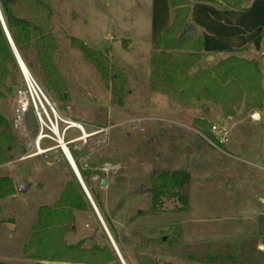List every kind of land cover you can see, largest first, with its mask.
<instances>
[{
  "label": "rangeland",
  "instance_id": "obj_1",
  "mask_svg": "<svg viewBox=\"0 0 264 264\" xmlns=\"http://www.w3.org/2000/svg\"><path fill=\"white\" fill-rule=\"evenodd\" d=\"M196 1L181 6L188 14L187 23L190 4ZM219 1L215 3L230 5ZM48 3L52 11L48 24L55 43L52 60L64 86V98L43 76L33 77L58 117L80 123L86 130L88 135L83 137L82 129H66L68 124L59 119V132L68 147L80 153V163L100 172L92 175V184L121 240L126 263L139 264L138 245L139 251L173 264H264V39L254 42L256 47L243 45L247 49L238 52L258 60L260 89L236 95L230 112L214 100L191 97L183 103L152 89L154 43L175 11L169 10L167 0ZM262 9L253 23H264ZM73 39L104 51L124 71L123 104L113 99L111 82L102 78ZM191 47L188 43L184 48ZM230 50L202 48L201 59L189 76L212 68ZM25 86L20 67L6 79L0 76V152L5 157L0 162V177L10 176L15 186H28L2 201L0 262L7 264H37L24 253V245L38 211L41 206H54L66 184L76 179L62 149L55 147L56 135L48 118L42 115L46 125L41 123L32 108L18 115L17 92ZM231 92L237 94L236 88ZM254 113L259 118L253 119ZM41 131L47 136L37 144ZM173 169L191 173L188 207L179 210L168 202L164 211L155 212L152 176ZM141 186L147 192L142 193ZM73 213L68 244L82 241L84 248H90L95 241L110 246L102 237L95 239L104 228L94 210L74 209ZM127 236L138 241H125Z\"/></svg>",
  "mask_w": 264,
  "mask_h": 264
},
{
  "label": "trees",
  "instance_id": "obj_2",
  "mask_svg": "<svg viewBox=\"0 0 264 264\" xmlns=\"http://www.w3.org/2000/svg\"><path fill=\"white\" fill-rule=\"evenodd\" d=\"M187 1L168 0L169 6L175 11L171 21L154 43L155 50L151 59V87L183 103H187L191 97L203 98L219 102L233 112L236 95L260 89L259 62L256 59H247L238 55V52L247 49V46L234 48L230 50L232 52L230 55L220 59L212 68H206L190 77L189 72L201 59L203 40L201 36L181 37L182 29L188 22V14L184 13L181 6ZM208 1L215 3L219 0ZM222 1L236 6L246 0ZM0 10L27 69L32 75L43 76L49 87L64 98V86L52 60L55 43L48 24L52 14L48 0H0ZM73 42L81 46L84 56L96 64L102 78L108 83L111 82L113 99L123 104V92L127 82L124 71L113 65L104 51L90 48L75 39ZM188 43L192 44L190 50L184 48ZM14 70L19 71V65L0 19V76L6 79ZM233 87L236 88L237 94L231 92ZM201 123L206 124V120H202ZM4 158L0 152V162ZM75 161L125 259L121 240L92 184V175L100 174V172L91 171L82 163ZM191 178V173L186 169L154 173L151 188L152 209L155 212H162L168 202H172L176 209H187ZM15 192L16 186L13 179L10 176H1L0 213L2 201ZM74 209L94 210L77 178L66 184L54 206L40 207L29 241L24 245V253L36 260L37 264H122L104 229L100 230L101 239L107 240L110 246L102 247L94 241L90 248H84L82 241L75 245L66 242L67 232L74 229ZM124 240L127 241L125 238ZM135 249L139 264H173L139 251L138 245H135ZM0 264L7 263L0 262Z\"/></svg>",
  "mask_w": 264,
  "mask_h": 264
},
{
  "label": "crops",
  "instance_id": "obj_3",
  "mask_svg": "<svg viewBox=\"0 0 264 264\" xmlns=\"http://www.w3.org/2000/svg\"><path fill=\"white\" fill-rule=\"evenodd\" d=\"M167 7L170 10L168 0ZM189 8V22L203 38L204 51L221 52L246 44L256 47L254 42L258 43L264 39V23H253V17L260 14L264 8V0H246L236 6H223L208 0H199L190 4ZM167 25L168 23L162 25L163 30ZM55 147L62 148L58 142ZM70 151L80 163V153L74 149Z\"/></svg>",
  "mask_w": 264,
  "mask_h": 264
},
{
  "label": "water",
  "instance_id": "obj_4",
  "mask_svg": "<svg viewBox=\"0 0 264 264\" xmlns=\"http://www.w3.org/2000/svg\"><path fill=\"white\" fill-rule=\"evenodd\" d=\"M0 19H1V22H2L4 30H5V33H6L7 37H8L9 43H10V45L12 47L13 53L15 55L16 61H17L18 65H19L20 69L22 71H24V72L28 71V69H25L26 65H25V63H24L19 51L17 50V48H16V46H15L13 40H12V37H11L9 31H8V28H7L6 23H5L4 19H3L1 10H0ZM196 36H197V32H196L195 28L190 23H186L184 28H183V31L181 33V37L195 38ZM252 118L253 119H257V118H259V115L257 113H254L252 115ZM82 133H84V131H82ZM55 135H56V141L58 142L59 146L60 147L66 146V144H67L66 141L61 136L58 135L57 130L55 131ZM61 149L63 150V148H61ZM67 151H68V153L65 154V155H66L69 163H71L72 170H73L77 180L79 181L81 187L83 188L86 196L88 197V199H89V201H90V203H91V205H92L97 217L99 218V220H100V222H101V224H102V226L104 228V231L107 234L108 239L111 242V244H112V246H113V248H114V250H115V252H116V254H117L118 258H119V260L121 261L122 264H127L125 259H124V257H123V255H122V253H121V251H120V249H119V247H118V245H117V243H116V241L114 240L111 232L109 231V229H108V227L106 225V222L103 219V217H102V215H101L96 203L94 202L88 187L86 186V184L84 182V179H83V177L81 175V172H80V170H79V168L77 166V163H76L74 157L72 156V153H71L69 147H67ZM105 184H106L105 179H102L101 180V186H104ZM27 187L28 186L24 185V184H17L16 185V189L18 191H25L27 189ZM147 190L148 189L145 186H141V188H140V191L142 193L147 192ZM101 237H102V234H101V232L99 230V231H97V233L95 235V239L98 240ZM125 239L128 240V241H132L133 243H136L138 241V238L134 237V236H127V237H125Z\"/></svg>",
  "mask_w": 264,
  "mask_h": 264
},
{
  "label": "built area",
  "instance_id": "obj_5",
  "mask_svg": "<svg viewBox=\"0 0 264 264\" xmlns=\"http://www.w3.org/2000/svg\"><path fill=\"white\" fill-rule=\"evenodd\" d=\"M264 54V52H263ZM25 84L26 86L24 88H21L17 92V113L19 116H23L25 113H27L31 108L34 110L35 114L41 121V123L45 124V121L42 117V115H45L49 122L50 125L49 128L51 131L54 133V124L58 126L59 119L63 120L62 118L58 117L57 112L54 108V106L50 103L48 100L47 96L44 94L42 89L40 88L38 82L35 80L33 75L30 73V71H22ZM47 107L52 111L54 114L55 122L50 118L48 112H47ZM66 123L68 122L67 120H63ZM68 126L66 129L70 128V123H67ZM214 129H216V126H213ZM58 132V129H57ZM58 135L61 136L60 132H58ZM63 138V136H61ZM64 139V138H63Z\"/></svg>",
  "mask_w": 264,
  "mask_h": 264
},
{
  "label": "bare ground",
  "instance_id": "obj_6",
  "mask_svg": "<svg viewBox=\"0 0 264 264\" xmlns=\"http://www.w3.org/2000/svg\"><path fill=\"white\" fill-rule=\"evenodd\" d=\"M25 69H27V67L25 68ZM67 123H70V127H77V128H79V129H82V131H84V133H83V137L84 136H87L88 134H87V132H86V130L83 128V126L80 124V123H77V122H75V121H68ZM58 129V132H59V127H57L55 124H54V131H56ZM54 134H55V132H54ZM47 135L46 134H44V131H41L40 133H39V135H38V137H37V141H36V143L37 144H39V141L41 140V139H43L44 137H46ZM67 145L66 146H62V148H63V153H64V155L65 154H67L68 153V151H67ZM39 150H40V152H43L44 150L41 148V147H39ZM73 156V155H72ZM65 158L67 159V157H66V155H65ZM67 161H68V159H67ZM68 163H69V161H68ZM70 164V166H71V163H69ZM72 168V167H71Z\"/></svg>",
  "mask_w": 264,
  "mask_h": 264
}]
</instances>
